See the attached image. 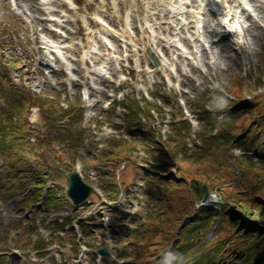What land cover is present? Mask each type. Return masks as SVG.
<instances>
[{
	"label": "rangeland",
	"instance_id": "374dc122",
	"mask_svg": "<svg viewBox=\"0 0 264 264\" xmlns=\"http://www.w3.org/2000/svg\"><path fill=\"white\" fill-rule=\"evenodd\" d=\"M181 1L188 10L182 12L191 26L195 24L194 12L199 1ZM237 1L238 25L233 26L231 20L224 22L221 40L213 44L215 51L210 58L209 52L202 49L196 55V48L186 40L184 45L194 56L190 60L182 56L176 46L169 44L176 25L171 12L179 7V0H0V130L7 127L13 131L8 123L10 116L18 113L20 119L14 115L12 122L18 124L15 133L19 136L15 137L21 139L22 146L20 151L16 140L13 145L16 156L10 154L14 159H8L3 145L6 147L8 141L12 142L11 135L0 137V157L3 159H0V195L11 197L0 202V264H65L74 257L78 259L82 253H86L83 262L114 264L115 254L100 263L95 261L92 249L100 238L107 240L112 250L115 246L121 254L130 252L136 242L138 249L145 252L146 243L156 250L148 252L147 258L153 254L161 257L156 264H165L171 247L181 254L178 264L214 263L216 252L207 250L206 246H212L214 242L210 229L215 218L207 215L200 222L191 221L185 228L186 234L178 239L176 234L184 223L197 215L195 212L207 211L204 208L210 209L220 202L224 191L231 194L234 189L239 191L238 200L241 197L251 200L250 195H245L256 191L245 190L246 187L264 188V150L257 152L264 145V134L258 130L264 125V0ZM218 3L222 4V0H210L208 6H220ZM223 6L220 7L223 9ZM144 29L150 35L154 30L152 34L156 36V45L161 48L166 63L164 69L155 67L147 58L145 46L150 40L144 35ZM90 33L93 38L89 42ZM181 36L189 37V33ZM43 37L58 48L48 50L42 42ZM171 49L179 54H172ZM84 53L91 54L96 69L101 62L105 65V71L91 73L94 83L87 96L83 93L87 73ZM62 55L73 67L76 79L72 84L67 81L69 75ZM173 66L175 70H172ZM240 76L261 78L254 96L244 95V100L255 101L257 108L245 126L238 125L235 121L239 118L238 112L234 114L229 109L230 103L224 104L221 99L232 100L228 98L229 88L233 79ZM124 96L130 108L137 105L136 112L142 111L139 129L129 130L125 119V124L122 123L123 115L130 108L124 110L122 106L111 104L114 99ZM20 98L23 99L19 101L20 105L25 100L28 103L20 111L11 109V102ZM68 105L72 107L68 108ZM16 107H19L18 103ZM35 110L39 112L44 134L29 122ZM74 112L82 113V118L78 115L72 118ZM255 123L257 126L254 127ZM242 128L245 132L239 139L257 137L258 149L252 148L254 144L244 142L251 149V152H245L244 147L232 139V135ZM253 128L257 129V134H252ZM141 130L146 133L154 130L156 139L185 133L184 146L179 142L173 158L171 174L176 176L182 166L195 171L197 162L204 159L206 166L199 172L204 171L203 175L208 176L203 178L206 199L199 202L191 196L190 200L181 186L182 193L174 204L161 205L165 186L155 173L158 165L152 164L158 153L154 148L149 147L146 151L143 147L152 144L140 140ZM30 133L37 137H29ZM113 136L130 139V145L136 146L137 152L127 155L119 151L115 146L117 142L112 141ZM223 143L225 149L218 150ZM29 147L30 155L27 153ZM107 147L114 152L108 153ZM209 151L214 155L209 156ZM123 155L129 157V162L120 171L126 181L124 186H127L116 203L100 208V203L95 202L91 203L90 209L64 206L66 215L83 221L77 234V248L70 233L62 232V227L52 226L53 217L44 219L41 208L23 203L26 195L21 188L11 192L12 184L14 187L23 185L31 175H37L47 180L45 186H53L46 204L53 208L65 201L60 196L65 179L58 170L78 167L83 180L91 184L95 194L106 203L108 175L116 180V167L123 164ZM226 159L228 161L224 162ZM231 159L238 161V166L231 164ZM139 167L145 168L151 181L145 180ZM234 174L242 175L243 181L237 180ZM119 182L122 183L121 178ZM32 186V183L27 185L25 191ZM36 199L37 193L33 192L28 201L35 202ZM158 226L166 228L161 235ZM71 227L78 230L76 220L66 226L67 229ZM37 233L44 235L41 239L44 243L40 245L45 247L39 250L33 249L29 242V239L37 238ZM188 249L190 251L185 253ZM124 259L129 260V256ZM154 259L133 262L155 264ZM168 264H177V261L169 258Z\"/></svg>",
	"mask_w": 264,
	"mask_h": 264
},
{
	"label": "trees",
	"instance_id": "16d2710c",
	"mask_svg": "<svg viewBox=\"0 0 264 264\" xmlns=\"http://www.w3.org/2000/svg\"><path fill=\"white\" fill-rule=\"evenodd\" d=\"M260 76H257L255 79L250 77H244L240 76L238 78L233 79V84L229 88V96L227 99V104L230 103L229 109L231 111H234L236 114L238 112V119L235 121H238V125L243 126L244 123H246L248 120H250L251 116L255 113V110H257L255 106V101H245L244 95L250 94L251 96H254V91L257 88L258 83H261ZM252 80V81H251ZM254 80V81H253ZM226 96V95H225ZM124 106L126 109L129 108V105L127 104V101H124ZM137 110V105L132 106L127 113L123 116V119H125L126 124L128 127L130 126H140V115L142 114V111ZM141 114H140V113ZM215 123V122H214ZM245 126V125H244ZM257 126V123L254 124V127ZM218 127V125H217ZM189 129V126L188 128ZM257 129L253 128L252 134L255 133ZM258 130L262 131V134H264V125L263 128H259ZM245 132V128H242L238 131V133L234 136L232 139H236L238 145H242L244 147L245 152H251V149H248L244 142H246L248 145H253L252 148H257L256 138L254 139L251 137H246L244 139L241 138V134ZM251 134V135H252ZM141 141L144 142H150L152 145L143 146L146 148V151H149L150 148H154L153 150H157V160L155 163L158 165L157 170H155V173L159 175V179L164 183V198L161 200V205L163 203L168 207L171 203L174 204V201H177L176 198L182 193L181 186H184V191L190 196V200L193 197L194 200L200 201L204 194H205V187L203 184V178L207 179L208 176L203 175L204 171L199 172L200 168L206 166V161L204 159H201L197 162L196 170L191 171L188 169L189 167L185 168L179 167L177 171V175L174 176L171 174V170L173 167V158L176 157V150L180 146V143L182 144V147L184 146L185 142V133L179 134L178 137L170 136L169 138L161 139L162 136L158 137L156 139L155 131L152 130L148 133L140 132ZM251 141V142H250ZM15 142V141H14ZM243 142V143H242ZM250 142V143H248ZM121 144L118 150L127 152V149L130 148L131 152L135 150L134 145H130V141L121 139ZM14 143H10V141L7 144V147H3L7 149V152L5 155H9L14 153ZM225 143L221 144L218 150L225 149ZM125 147V148H123ZM261 148V149H260ZM259 151L264 150V145H261L259 147ZM118 151V152H119ZM226 152V151H225ZM108 153L112 154L113 151L108 150ZM207 154L214 155L213 151H209ZM13 155L8 156V159H12ZM99 156V155H98ZM124 156V155H123ZM208 156V157H209ZM100 157H103L102 155ZM97 158V156H96ZM228 161L227 159L224 160ZM231 164H234L235 166H238V161L235 162L234 160H230ZM177 164L179 165L178 161ZM230 164V167L232 165ZM148 165V163H147ZM195 172V173H194ZM165 173H168L167 177L165 176ZM234 177L237 176L236 174L233 175ZM147 178V176H146ZM148 179V178H147ZM237 180L243 181L242 175H239L236 177ZM151 181V179H150ZM201 181V182H200ZM34 184H36V189L40 190L43 183H45L44 180L38 179L35 177L33 179ZM239 182V183H241ZM253 190L255 189L256 192L254 194H247L245 196L250 195V199H245L241 197V200H238L239 198V191H236L232 189V193H228L224 191V193L221 195L220 199L221 201L217 202L214 207H211L210 209H207V211H197L195 214H197L195 217H189L192 218L187 223H184L182 225V228L180 231L176 234L175 238L178 239L179 236L182 237V235L186 234L185 228L188 227V223L191 221L200 222V219H203L207 217V215H211L214 219V223L212 225V228L210 229V232L214 234L213 236V245L206 246L207 250L216 252V260L213 264H264V188L262 186H249L246 187L245 190ZM224 190V188H223ZM244 190V191H245ZM117 195V190L114 189L113 195L109 196V199L115 198ZM192 196V197H191ZM196 210V208H195ZM170 212V211H169ZM168 212V213H169ZM176 216V215H174ZM205 221V219L203 220ZM157 222V221H155ZM200 225V224H199ZM159 227V226H158ZM158 234L161 235V232H164L165 227H159ZM197 226L195 227V229ZM142 234H147L143 233ZM144 236V235H143ZM187 236V235H186ZM145 237V236H144ZM161 237V236H160ZM206 238H208L206 236ZM210 239V238H208ZM131 241V240H130ZM168 242V240L166 241ZM197 244V243H196ZM172 245V244H171ZM170 245V246H171ZM139 243H135L133 248L130 250V252H124L123 254L117 253L122 258L125 259L124 263L122 264H134L135 261H142L145 259H151L156 258L155 264L161 257H157L156 254H153L152 256H149L147 258L146 254L149 252H153L152 246H146V251H140L138 249ZM121 248V247H120ZM172 248V247H171ZM170 248V250H171ZM175 248V247H174ZM122 250V249H121ZM156 251V250H155ZM190 250H185V253H188ZM164 257V256H162ZM144 258V259H143ZM132 260V261H131ZM134 261V262H133ZM254 262V263H253ZM145 264V263H144ZM153 264V263H152Z\"/></svg>",
	"mask_w": 264,
	"mask_h": 264
},
{
	"label": "bare ground",
	"instance_id": "6f19581e",
	"mask_svg": "<svg viewBox=\"0 0 264 264\" xmlns=\"http://www.w3.org/2000/svg\"><path fill=\"white\" fill-rule=\"evenodd\" d=\"M198 7H196L195 9L197 10L196 12H194V22L195 24L193 25H189V22L187 20V17L184 15V13L182 11H188L185 7V5L182 4V1L179 0L178 2V8H176V10H172V14H171V19L176 21V25L173 27L172 29V34H173V38L169 41L170 46H176L178 50H181L180 52L182 53L181 55L189 58V59H193V52H191V50H189L184 43H187L186 40L192 42L193 47L196 48L197 51H200L201 48L205 47L207 48V51L209 52V58L210 56L212 57L214 55L212 50V46H213V42H215V38H217L218 34H221L223 31V26H224V22L227 21L228 17H231L229 19V21L234 19V25H238L239 22V15H238V11L237 8L239 6V3L237 0H232L233 4H231V0H222V4L218 3L220 6H223V9L218 6V5H210L208 6L210 0H198ZM215 1V0H214ZM231 3H228V2ZM190 2H192L190 0ZM247 3V2H246ZM213 6V7H211ZM218 6V7H217ZM231 7H233V9H231ZM217 8V9H216ZM215 10L216 12L214 13V15L210 14V10ZM232 10V12H231ZM50 20H54V18H51ZM227 23V22H226ZM228 25V24H227ZM232 25V24H231ZM205 27L208 28L205 29ZM193 30V32H191V29ZM152 33H154V30H152ZM151 33V35L147 32V30L145 29L144 31V35L148 37V40H150V45L153 47V49L158 53L157 56L161 59L160 54H162L161 48L157 47L156 42H155V37L153 34ZM185 33H189V39L187 37L182 38V34ZM210 36H215V38L211 39ZM104 40H108L106 38V36L102 35L101 36ZM93 38L92 35L89 36V41H91V39ZM214 40V41H213ZM221 40V38H220ZM42 42L44 44V47H46L48 50H52L53 48H58L56 45H54L52 42H50L49 40H47L45 37L42 38ZM175 43L174 45H171ZM94 44L92 43V46ZM91 46V47H92ZM52 48V49H51ZM95 49V47H94ZM194 50V49H193ZM194 51L196 55H198V52ZM160 52V54H159ZM179 51H175L173 49H171V53L174 55H178ZM89 55V53H84V57L87 58ZM163 55V54H162ZM63 61H64V66L65 69L69 75L67 81L69 82V84H72L73 81L76 79V77L73 74V67L72 65L66 60V58L64 57V55H62ZM162 61V59H161ZM165 62V61H164ZM48 66H50V64H48ZM166 63L162 64L159 66V68H165ZM172 70H175V66L172 67ZM97 71V72H96ZM105 71V65H103V63L101 62L100 66L95 70L96 73H101ZM93 79L94 76L89 74ZM88 90L87 92L85 91V96H87ZM35 116V114H34ZM33 117V115H32Z\"/></svg>",
	"mask_w": 264,
	"mask_h": 264
},
{
	"label": "water",
	"instance_id": "95a60500",
	"mask_svg": "<svg viewBox=\"0 0 264 264\" xmlns=\"http://www.w3.org/2000/svg\"><path fill=\"white\" fill-rule=\"evenodd\" d=\"M146 51L150 58L154 61L155 65H158L159 62L157 60L156 54L149 47H147ZM64 176L66 178V198L69 199L73 204H79L84 201L92 191V187L83 181L78 169L74 168L70 172H64ZM205 197H207V194ZM96 252L103 256H109V252L104 246L97 248Z\"/></svg>",
	"mask_w": 264,
	"mask_h": 264
},
{
	"label": "clouds",
	"instance_id": "9594fccd",
	"mask_svg": "<svg viewBox=\"0 0 264 264\" xmlns=\"http://www.w3.org/2000/svg\"><path fill=\"white\" fill-rule=\"evenodd\" d=\"M221 99L223 100V103L224 104H227V99L226 98L222 97ZM180 256H181V254L179 252L174 251V250H169L167 252V256L165 258V264H168V259L169 258H171L173 260H176L177 261V264H178V262L180 260Z\"/></svg>",
	"mask_w": 264,
	"mask_h": 264
}]
</instances>
